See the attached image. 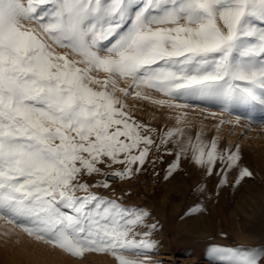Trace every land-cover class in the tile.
<instances>
[{
  "label": "snow or ice",
  "instance_id": "6c2138e0",
  "mask_svg": "<svg viewBox=\"0 0 264 264\" xmlns=\"http://www.w3.org/2000/svg\"><path fill=\"white\" fill-rule=\"evenodd\" d=\"M130 99L236 114L220 125L264 121V0H0V220L74 257L158 264L147 209L93 189L132 179L161 148L175 157L169 175L181 157L208 176L220 163L217 188L232 168L236 184L253 175L238 146L154 127ZM207 255L264 264L259 246L211 244Z\"/></svg>",
  "mask_w": 264,
  "mask_h": 264
},
{
  "label": "rangeland",
  "instance_id": "374dc122",
  "mask_svg": "<svg viewBox=\"0 0 264 264\" xmlns=\"http://www.w3.org/2000/svg\"><path fill=\"white\" fill-rule=\"evenodd\" d=\"M176 103L187 106L157 110L146 101L129 100L130 105L135 104L137 118L151 121L154 127L185 128V134L193 138L200 132L205 141L215 138L221 149L231 147L236 151L238 146L239 165L253 175L236 184L238 169L232 168L227 172L228 183L217 188L221 179L217 173L222 165L217 163L208 176L190 157H181L180 167L169 175L168 166L175 157L161 148L150 155L143 170L132 179L108 178L109 188L93 191L123 197L125 205L147 209V222L158 224L152 236L157 247L150 254L158 264H217L207 255L211 244L264 247V121L253 123L241 117L239 125H220L222 119L235 121L236 114L229 115L201 100ZM253 116L259 120L260 113ZM177 117H181L179 124ZM116 167L105 171H115ZM100 179L103 177L94 176L90 182ZM197 205L200 211H189ZM0 264H115V260L110 254L93 252L71 256L0 220Z\"/></svg>",
  "mask_w": 264,
  "mask_h": 264
},
{
  "label": "water",
  "instance_id": "95a60500",
  "mask_svg": "<svg viewBox=\"0 0 264 264\" xmlns=\"http://www.w3.org/2000/svg\"><path fill=\"white\" fill-rule=\"evenodd\" d=\"M109 179H116V177H114V176H110Z\"/></svg>",
  "mask_w": 264,
  "mask_h": 264
}]
</instances>
